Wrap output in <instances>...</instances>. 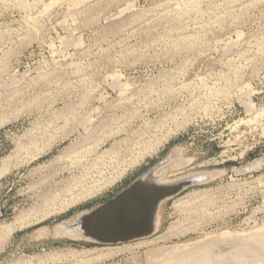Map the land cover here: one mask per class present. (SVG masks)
I'll return each instance as SVG.
<instances>
[{
	"label": "rangeland",
	"instance_id": "obj_1",
	"mask_svg": "<svg viewBox=\"0 0 264 264\" xmlns=\"http://www.w3.org/2000/svg\"><path fill=\"white\" fill-rule=\"evenodd\" d=\"M166 158L169 182L221 173L164 202L152 237L55 228ZM261 161L264 0H0V264H159L196 243L253 264Z\"/></svg>",
	"mask_w": 264,
	"mask_h": 264
},
{
	"label": "water",
	"instance_id": "obj_2",
	"mask_svg": "<svg viewBox=\"0 0 264 264\" xmlns=\"http://www.w3.org/2000/svg\"><path fill=\"white\" fill-rule=\"evenodd\" d=\"M165 164L166 159L137 177L107 201L73 216L72 223L63 221L56 227L62 226L77 232L78 238L65 236L72 240L106 246L152 237L157 232V219L164 202L190 187L214 180L211 177L198 179L195 173H191L170 182L156 181V171ZM253 264H264V258L254 260Z\"/></svg>",
	"mask_w": 264,
	"mask_h": 264
},
{
	"label": "bare ground",
	"instance_id": "obj_3",
	"mask_svg": "<svg viewBox=\"0 0 264 264\" xmlns=\"http://www.w3.org/2000/svg\"><path fill=\"white\" fill-rule=\"evenodd\" d=\"M180 156V154H179V151L178 150H174V152H172L171 153V155L169 156V158H168V160H167V158H166V160H167V162H173V161H176L177 160V156ZM179 160V159H178ZM178 160H177V162H178ZM184 160V159H183ZM258 161V160H257ZM180 162V161H179ZM182 162H184V161H182ZM262 163H264V162H262L261 161V164ZM180 164H181V162H180ZM261 164L258 166V167H256V168H259L260 166H261ZM178 166V164L175 166V167H177ZM256 168H253V169H256ZM252 168H248V166H246V167H243L242 169H239V172H245V171H248V170H251ZM165 172V171H164ZM164 172L162 171L160 174L158 173V174H156L155 173V175H154V179L156 180V181H160V182H169V180H163L161 177L163 176V174H164ZM166 173V172H165ZM221 172H208V171H206V172H201V173H197V174H194V175H196V177L198 178V179H205V178H207V177H211L212 179H215V177H217V176H219V174H220ZM215 175H217V176H215ZM158 225H159V215H158V219H157V228H158ZM56 229H57V227H56ZM58 231L60 232V230H62V229H66V228H61L60 229V227H58ZM68 230H70V229H68ZM262 230V229H261ZM260 230V231H261ZM57 231V232H58ZM67 231V230H66ZM66 231H63V232H65L66 233ZM263 231V230H262ZM58 232V233H59ZM70 234H73V233H71L70 232ZM70 234H68V232H67V235H70ZM79 236V235H78ZM233 235H231V237H232ZM236 236V235H235ZM238 236H240V235H238ZM74 237H75V235H74ZM225 237V236H224ZM234 238V237H233ZM237 238V237H236ZM243 238V237H242ZM259 238H260V235L259 236H255L254 238H253V243L255 242V241H257V240H259ZM216 239V240H215ZM214 239V241H217V239H219L220 240V237L219 238H215ZM218 240V241H219ZM224 240V239H223ZM223 240H221V241H223ZM248 241V240H247ZM264 241V240H263ZM237 242H239V241H237ZM261 242V241H260ZM217 243V242H216ZM227 243V242H226ZM232 243V242H231ZM264 243V242H263ZM197 244L198 243H196V245L194 246L195 248H192L191 246V248L192 249H190V250H188V249H181L182 251L181 252H176V253H171L170 251H168L169 253L167 254V253H165L166 255H163L162 256V254H161V252H159L160 254H161V256L160 255H154V256H157V258H158V260L157 259H155V261H157V262H159V264H214V263H212V260H213V262L216 260V264H221L222 262L221 261H219L220 259H219V257L217 258L216 256H214L212 253H211V245H209L208 247L206 246V247H197L196 248V246H197ZM208 244V243H207ZM215 244V242H213L212 243V246ZM223 245V244H222ZM258 245V244H257ZM262 245V244H261ZM260 245V246H261ZM184 246V245H183ZM188 246V245H187ZM259 246V247H260ZM182 247V246H181ZM219 247V246H218ZM172 248V247H171ZM175 248H177V247H175ZM184 248V247H183ZM178 249V248H177ZM217 249V248H216ZM167 250V249H166ZM175 250V249H174ZM159 251V250H158ZM176 251H178V250H176ZM155 253V252H154ZM157 254H158V252H156ZM255 253V252H254ZM253 253V254H254ZM257 253H259V252H257ZM256 253V254H257ZM164 254V253H163ZM256 254H254L253 256H255ZM250 255H252V254H250ZM258 255V254H257ZM242 257V256H241ZM240 257V258H241ZM252 257V256H251ZM153 258V257H152ZM239 258V257H238ZM244 258V257H243ZM245 258H247V256L245 257ZM153 262H155L154 261V258H153V260H152ZM218 261V262H217ZM156 263V262H155ZM151 264H153V263H151ZM222 264H224V263H222Z\"/></svg>",
	"mask_w": 264,
	"mask_h": 264
},
{
	"label": "trees",
	"instance_id": "obj_4",
	"mask_svg": "<svg viewBox=\"0 0 264 264\" xmlns=\"http://www.w3.org/2000/svg\"><path fill=\"white\" fill-rule=\"evenodd\" d=\"M253 157H255V155L253 154ZM110 199V198H109ZM107 201V200H106ZM105 202V201H104Z\"/></svg>",
	"mask_w": 264,
	"mask_h": 264
}]
</instances>
